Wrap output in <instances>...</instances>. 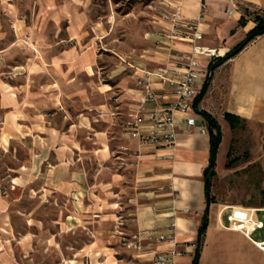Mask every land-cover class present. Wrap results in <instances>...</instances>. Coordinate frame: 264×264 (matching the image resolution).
Returning <instances> with one entry per match:
<instances>
[{
  "label": "rangeland",
  "instance_id": "rangeland-1",
  "mask_svg": "<svg viewBox=\"0 0 264 264\" xmlns=\"http://www.w3.org/2000/svg\"><path fill=\"white\" fill-rule=\"evenodd\" d=\"M51 2L0 0V82L24 107L6 108L0 96V264H105L106 253L110 264H154L128 242L135 176L124 163L134 107L125 96L134 94L149 53L164 45L165 8L160 0ZM63 9L67 16L58 19L53 12ZM71 15L84 22L76 37ZM59 80L65 94L58 101L52 87ZM44 86L49 106L29 102L43 96ZM111 106L117 113L103 114ZM101 138L107 158L98 149ZM224 139L223 153L231 142L225 165L231 180L227 187L216 181L215 192L233 202L234 188L244 194L264 187V126L244 123L233 137L224 128ZM112 179L110 216L74 219L75 185L102 192Z\"/></svg>",
  "mask_w": 264,
  "mask_h": 264
},
{
  "label": "crops",
  "instance_id": "crops-1",
  "mask_svg": "<svg viewBox=\"0 0 264 264\" xmlns=\"http://www.w3.org/2000/svg\"><path fill=\"white\" fill-rule=\"evenodd\" d=\"M51 3V0H48L49 6ZM160 3L164 8L170 7L178 11L185 19L195 20L199 17L200 0H160ZM205 3L207 9L199 26L204 38L200 44L225 49V53L245 39L256 26L253 13L264 11V0H205ZM42 10L46 12L47 8ZM53 13L58 19L67 16L66 9ZM244 16L247 20L241 25L240 20ZM72 17L74 21L71 33L76 37L84 22L78 15ZM22 24V21L15 20L17 27ZM42 34L44 33L41 32ZM163 42V46L149 53L148 67L141 68V72L153 71L166 65L172 66L176 63L174 57L178 52L190 51L192 48L187 42L166 38ZM206 77L203 78L202 85ZM60 82L59 80L57 87H52L53 92L57 91L58 101L65 94V85ZM46 88L43 87L42 95L50 93ZM153 89L158 95L156 100L143 102L142 90L138 86L130 89L134 92L132 96H125L128 98L127 104L134 107L127 128L130 135V146L127 149L130 151L129 159L124 163L135 176V187L131 186L135 191L130 196L131 202L135 204L134 232L133 241L128 242L141 246L139 254L143 256L142 260L151 261L157 253H165L172 258L169 264H193L198 230L207 208L205 170L210 159L208 125L205 119L195 112L193 105L190 115L196 119V124L188 127L184 115L177 118L179 128L174 147L156 148L143 145L133 133L138 119L147 123L145 119L151 110L170 102L166 99L167 91L161 84L154 83ZM0 96L6 108L23 110L24 107L17 104L16 91L3 82H0ZM34 96L28 98L29 102L39 101L41 107L49 106V96ZM27 102L25 100V104ZM198 106L215 117L223 135L217 155L216 176L212 179L211 196L214 202L209 205L208 224L198 264H264V187L260 191L256 187V192L244 194L234 188V198L237 201L233 202L216 198L218 192H215L216 181L227 187L231 180V175H227L230 171H225L231 142L227 153H223L224 128H230L232 137L242 128L240 126L233 129L225 118L226 114L240 117L242 124L258 123L264 126V35L258 36L239 54L214 70L208 90ZM116 113L112 106L106 113L103 112L110 116ZM98 143L101 155L107 158L110 154L108 142L101 138ZM115 182V179L107 182L105 191L102 192H87L77 183L73 194L72 217L79 220L82 213L94 216L95 219L110 216L108 213L111 211L106 208H112L110 206L115 192L111 190V186ZM102 206L105 209L103 212L100 211ZM234 209L247 212L254 223L246 218L233 216ZM161 235L165 236L164 241L160 240ZM106 254L105 264H110L111 257Z\"/></svg>",
  "mask_w": 264,
  "mask_h": 264
},
{
  "label": "built area",
  "instance_id": "built-area-1",
  "mask_svg": "<svg viewBox=\"0 0 264 264\" xmlns=\"http://www.w3.org/2000/svg\"><path fill=\"white\" fill-rule=\"evenodd\" d=\"M207 9L205 0H200V13L198 19H185L181 14L170 7H166L163 17L167 19L168 26L163 29V36L172 41L187 42L191 44V50L178 52L175 64L159 67L153 71L142 70L137 77L138 87L142 90V101L157 99V93L153 89L154 83H159L167 91L166 99L170 102L151 110L147 117V123L138 119L133 133L140 139L143 145L160 147H174L176 145L179 123L177 118L184 115L185 124L188 127L196 124V119L190 115L193 103L201 90L203 78L208 74V65L223 57L226 53H220V49L200 44L204 34L199 28ZM174 226V225H173ZM164 235L160 240L164 241ZM131 245V244H130ZM138 249L139 244H133ZM171 257L165 253H157L153 259L154 264H169Z\"/></svg>",
  "mask_w": 264,
  "mask_h": 264
},
{
  "label": "trees",
  "instance_id": "trees-1",
  "mask_svg": "<svg viewBox=\"0 0 264 264\" xmlns=\"http://www.w3.org/2000/svg\"><path fill=\"white\" fill-rule=\"evenodd\" d=\"M253 14H254V20L256 22V26L252 30H250V32L247 34L245 39H243L240 43H238L233 49L227 52L223 57H219L209 63L207 77L202 85L200 93L195 98L193 103L195 112L200 114L207 122L208 131L210 135V159H209V165L205 170V192L207 199V208L205 210L202 224L198 230L197 244H196L193 264H198L202 240L208 224L209 205L212 202H214V199L211 196L212 179L216 176L217 155L223 139L221 126L218 123V121L208 111L201 110L198 105L208 90L209 83L211 81L212 73L214 72V70L219 66H221L223 63H225L227 60L239 54L250 42H252L258 36L264 35V11L261 12L255 11ZM246 20L247 19L245 16L242 17L240 20V24L241 25L245 24ZM225 118L227 121H229L233 129L242 126V120L238 116L226 114Z\"/></svg>",
  "mask_w": 264,
  "mask_h": 264
},
{
  "label": "bare ground",
  "instance_id": "bare-ground-1",
  "mask_svg": "<svg viewBox=\"0 0 264 264\" xmlns=\"http://www.w3.org/2000/svg\"><path fill=\"white\" fill-rule=\"evenodd\" d=\"M225 52V49H220V53L221 54H223ZM235 215V217H238V218H246L248 221H251L252 223H254L253 222V220H252V218H250L249 216H248V214H247V212H245V211H242V210H240V209H234L233 210V216ZM244 215H247V217L246 216H244ZM254 225V224H253Z\"/></svg>",
  "mask_w": 264,
  "mask_h": 264
}]
</instances>
